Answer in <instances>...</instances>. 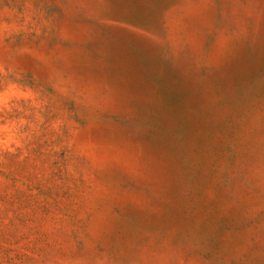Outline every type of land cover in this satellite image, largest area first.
<instances>
[{
    "label": "rangeland",
    "instance_id": "374dc122",
    "mask_svg": "<svg viewBox=\"0 0 264 264\" xmlns=\"http://www.w3.org/2000/svg\"><path fill=\"white\" fill-rule=\"evenodd\" d=\"M0 264H264V0H0Z\"/></svg>",
    "mask_w": 264,
    "mask_h": 264
}]
</instances>
